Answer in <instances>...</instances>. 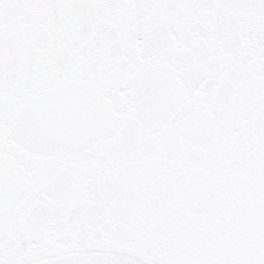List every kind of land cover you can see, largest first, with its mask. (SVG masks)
Returning <instances> with one entry per match:
<instances>
[{"label": "snow or ice", "instance_id": "obj_1", "mask_svg": "<svg viewBox=\"0 0 264 264\" xmlns=\"http://www.w3.org/2000/svg\"><path fill=\"white\" fill-rule=\"evenodd\" d=\"M0 264H264V0H0Z\"/></svg>", "mask_w": 264, "mask_h": 264}]
</instances>
